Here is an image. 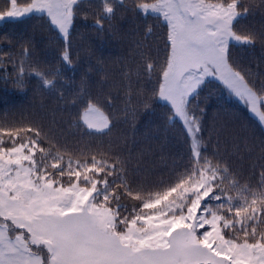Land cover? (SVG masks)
<instances>
[{"label":"snow or ice","instance_id":"1","mask_svg":"<svg viewBox=\"0 0 264 264\" xmlns=\"http://www.w3.org/2000/svg\"><path fill=\"white\" fill-rule=\"evenodd\" d=\"M78 4L10 0L0 10V22L46 15L65 38L61 59L70 64L67 38ZM251 6L244 0H136L134 10L156 14L166 25L162 62L149 57L143 64L155 86L141 107L165 102V121L182 122L189 153L183 170L174 169L159 185L137 177L118 153L97 150L74 158L37 121L2 118L0 264H264V164L253 186L240 183L219 143L209 156L198 102L212 78L264 124V82L257 88L232 56L233 44L264 45V31L236 28ZM114 17L113 4L103 0L97 27L103 28L105 18L111 27ZM151 32L149 27L146 35ZM20 47L26 59L19 64L0 58V66L12 63L13 84L23 89L34 75L44 88L52 87L50 77L57 74L32 59L35 41L29 38ZM79 103L73 126L81 135H109L113 121L103 106L91 97Z\"/></svg>","mask_w":264,"mask_h":264},{"label":"trees","instance_id":"2","mask_svg":"<svg viewBox=\"0 0 264 264\" xmlns=\"http://www.w3.org/2000/svg\"><path fill=\"white\" fill-rule=\"evenodd\" d=\"M110 2L115 17L111 27L105 18L101 29L95 20L103 0H79L67 38L70 64L61 59L65 38L49 26L45 15L0 22V58L7 61L12 57L19 64L26 59L20 44L32 38L36 43L32 59L43 71L57 74L50 77L52 87L44 88L39 78L29 75L24 88L19 89L13 84L12 63L0 66V126L3 117L17 123L37 121L74 158L82 159L81 153L97 150L118 153L129 160V168L137 177L159 185L174 169L183 170L189 156L182 122L165 121V102L154 101L149 110L141 107L155 86V76L149 79L143 64L149 57L162 62L166 25L156 14L134 10L136 0ZM244 2L252 6L238 18L237 30L264 31L262 0ZM8 7L10 0H0V10ZM149 27L151 35H146ZM232 56L237 68L259 88L264 82V45L257 42L248 48L233 44ZM85 97L94 98L110 114L113 127L109 135L88 137L73 126L82 111L79 100ZM108 99L111 104L105 105ZM198 102L204 108L202 136L209 156L219 143L221 157L240 183L258 184L259 169L264 164L261 123L215 79L206 81Z\"/></svg>","mask_w":264,"mask_h":264},{"label":"rangeland","instance_id":"3","mask_svg":"<svg viewBox=\"0 0 264 264\" xmlns=\"http://www.w3.org/2000/svg\"><path fill=\"white\" fill-rule=\"evenodd\" d=\"M34 14H36V13H34ZM30 15V14H29ZM61 36H63L62 34H60ZM210 79H212V78H210ZM219 82V81H218ZM227 90V89H226ZM228 91V90H227ZM229 92V91H228ZM229 94L233 97V98H235V99H237V100H239V101H241L243 104H244V106L247 108V110H248V112L253 116V117H255L257 120H258V118L253 114V113H251L250 111H249V108L246 106V104L244 103V101H242V100H240L239 98H237L236 96H234L233 94H231L230 92H229ZM163 102V101H162ZM259 121V120H258ZM260 122V121H259ZM262 126H263V128H264V124H261Z\"/></svg>","mask_w":264,"mask_h":264}]
</instances>
